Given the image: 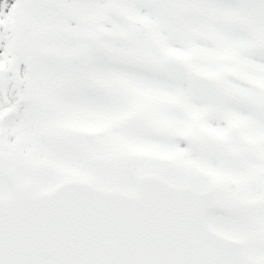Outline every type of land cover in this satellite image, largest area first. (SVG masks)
I'll return each instance as SVG.
<instances>
[{"label": "snow or ice", "instance_id": "obj_1", "mask_svg": "<svg viewBox=\"0 0 264 264\" xmlns=\"http://www.w3.org/2000/svg\"><path fill=\"white\" fill-rule=\"evenodd\" d=\"M0 264H264V0H0Z\"/></svg>", "mask_w": 264, "mask_h": 264}]
</instances>
